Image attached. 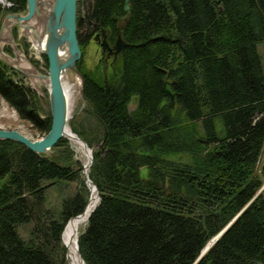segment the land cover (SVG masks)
I'll return each instance as SVG.
<instances>
[{
    "label": "trees",
    "instance_id": "1",
    "mask_svg": "<svg viewBox=\"0 0 264 264\" xmlns=\"http://www.w3.org/2000/svg\"><path fill=\"white\" fill-rule=\"evenodd\" d=\"M8 1L0 24L26 9ZM130 4L93 0L92 18L114 32L121 24L127 44L117 71L82 72L95 126L70 122L93 147L100 196L78 251L85 264H264V0ZM0 96L50 129L35 90L1 59ZM82 167L66 137L47 156L0 139V264H69L62 232L91 192ZM58 180L77 187L54 212L45 202Z\"/></svg>",
    "mask_w": 264,
    "mask_h": 264
},
{
    "label": "rangeland",
    "instance_id": "2",
    "mask_svg": "<svg viewBox=\"0 0 264 264\" xmlns=\"http://www.w3.org/2000/svg\"><path fill=\"white\" fill-rule=\"evenodd\" d=\"M17 11L25 14L27 12V7L24 10H17ZM84 12L85 9H82L83 14ZM4 18L5 15L1 20V25L3 23ZM36 22H38V20H36ZM0 29H1L0 59L3 60L7 65L11 66L14 70L18 71L20 77L22 78V81L27 85L31 86L35 90L42 104L41 115L46 116L49 112L51 114L48 83H46L47 79L39 78L36 75L33 76L31 74H28V72L26 71V69H28L31 72H35V69H37V71L39 72L47 73L48 64H47V59L45 58L46 55L44 53H41V58L38 57L39 55L36 49L34 48L33 41L30 36L31 34L26 32L24 33L18 25L11 24L9 26H5L4 28L2 26V28ZM80 30L83 32V28H81ZM80 46H81L82 54L80 58L77 60L76 66L78 71L81 73L82 79L81 77H79L80 83L79 84L77 83V85H75V88H73L74 90L72 92V102H71V111H70L71 116L69 118V127L70 128L72 127L70 124V122H72V125L76 124L78 128H83V129L87 128L88 130H91L95 126L96 120L94 114L91 111L92 109L89 101L84 97L82 72H91L92 74L96 75L97 78L99 77L103 78L105 75H108V73L112 71H117L119 64L115 62L114 64L107 65L104 61V54H102L99 46L91 37L90 38L85 37V42H82V45L80 44ZM258 47L264 66V44L259 43ZM20 53L21 56L19 57ZM15 62L19 64V67L21 66L24 67L25 68L24 70L26 72L20 68L15 67L13 65V63ZM32 66H34L35 69ZM66 77L67 76L65 75L64 78ZM71 81L76 82L77 80L75 81L71 80ZM135 103H136L135 101L132 102L131 108L135 106ZM175 106H176V101H175V105L173 107L171 106L170 107L175 108ZM0 127L15 128L19 130L21 133L30 137L31 139H40L46 134L43 133L39 128H37L32 121L20 116L17 109L14 108L11 104H9L7 100L4 99L2 96H0ZM71 131L73 132V134H76V136L83 143L82 139L75 131L72 130V128ZM66 138L68 139V141L71 144V147L74 150L75 158L79 159L84 164L87 158L86 154L83 152V150L79 147V145L76 142L74 141L72 142V140L68 137ZM88 146L89 148L86 147V149L88 151H91L90 153L93 154L92 153L93 147L90 145ZM51 153L52 151L50 152V154ZM183 156L184 155H179L181 159L184 158ZM89 166L91 165L89 164ZM89 169L90 167L88 168V171ZM81 174L82 177L85 178L83 171L81 172ZM76 187H77L76 180H68V181L58 180L53 185H51L47 190L46 202H45L46 207H48L50 210H53L54 212H57L62 207V201L64 197L73 193ZM95 190H91L90 197L88 200V205L85 209L89 207L94 194L98 198L97 201H99V196L98 194H96ZM86 223L87 220L79 224V228L77 229V232H75L76 238L78 236L79 230H82L86 226ZM32 225H33L32 223H25L19 227V230L24 237L30 236ZM216 238L217 237H215L214 239ZM213 241L211 242V244L213 243ZM67 260L69 264H71L70 258L68 256V249H67Z\"/></svg>",
    "mask_w": 264,
    "mask_h": 264
},
{
    "label": "water",
    "instance_id": "3",
    "mask_svg": "<svg viewBox=\"0 0 264 264\" xmlns=\"http://www.w3.org/2000/svg\"><path fill=\"white\" fill-rule=\"evenodd\" d=\"M124 1L125 9L130 10V0ZM26 7L27 12L25 14L19 11L7 12L2 25L0 24V28H2V26L4 28L11 24L18 25L24 33L31 34L30 36L34 48L39 55L38 57L41 58V53L46 55L48 64L47 73L37 71L34 66L32 67L35 69V72H31L28 69H26V71L33 76L36 75L39 78L49 80L48 92L51 111V126L46 134L40 139H31L15 128L0 127V139L9 138L18 140L42 156H47L52 151V147L62 137H67L66 129L69 127V118L71 115L69 112L67 95L62 82V76L68 72L72 78L71 80H77L76 75L82 79L81 73L76 66V62L82 54L77 32V0H26ZM33 19L38 20V23L39 21L43 23V29H41L40 32H38V29H36L35 26L30 25V21ZM42 41L44 42V48L42 51H39L38 43ZM124 44L125 42L119 39L117 50L119 51ZM64 49L67 51L65 56L61 55V51ZM13 65L25 71V68L22 66V68L19 67V64L16 62L13 63ZM165 92L169 96L170 106L173 107L176 101L175 93L166 86V82ZM82 141L85 146L89 148L87 142L84 139H82ZM92 162L93 154H91L90 164H92ZM82 171L86 184L91 190L94 187L98 193V188L90 179L88 168H86L85 164H83ZM226 227H224L215 237H218ZM214 238L206 244L197 259H199L209 248ZM81 258L85 263L82 256Z\"/></svg>",
    "mask_w": 264,
    "mask_h": 264
},
{
    "label": "bare ground",
    "instance_id": "4",
    "mask_svg": "<svg viewBox=\"0 0 264 264\" xmlns=\"http://www.w3.org/2000/svg\"><path fill=\"white\" fill-rule=\"evenodd\" d=\"M33 21H35V22H33ZM30 25L35 26L36 29H38V32H40V30L43 29V23L40 22V21L38 23L34 19L32 21H30ZM38 48H39L40 51H42V49L44 48V42L43 41L38 44ZM66 54H67L66 49L61 51V55L65 56ZM20 56H21V53L19 54V57ZM65 75L67 76L66 78H64ZM71 79L72 78L68 74V72L65 73L62 76L63 86H64V89H65V92H66V95H67V99H68L69 112L71 111L72 92L74 90L73 88H75V85H77V83L78 84L80 83V78L78 77V75H77V78H76L77 79L76 82L71 81ZM46 81H47L46 83H48V86H49V80H46ZM66 136L68 138H70L72 140V142L73 141L76 142L79 145V147L83 150V152L86 154L87 158H86L84 164L86 165V168H89L90 159H91V153H90L91 151H88L86 149V146H85L84 142L82 143L80 141V139L76 136V134H73V132L71 131L70 127H67V129H66ZM92 190H95V188L93 187ZM95 192L97 194L96 190H95ZM94 195H93V199H92L89 207L87 209H85V211L82 214H80V215L76 216L75 218H73L72 220H70L67 223V225L65 226L64 232H62L63 233L62 239H63V241L66 244V247L68 249V256L70 258L71 264H85L82 261V258H81L80 254H79V251H78V246H77L75 232H77V229L79 228V224L83 223L84 221L87 220L88 216L91 214L93 209L98 204V201H97L98 198H97L96 195L95 196Z\"/></svg>",
    "mask_w": 264,
    "mask_h": 264
},
{
    "label": "flooded vegetation",
    "instance_id": "5",
    "mask_svg": "<svg viewBox=\"0 0 264 264\" xmlns=\"http://www.w3.org/2000/svg\"><path fill=\"white\" fill-rule=\"evenodd\" d=\"M82 9H85L84 14ZM92 9L93 0H77V32L80 44L82 45V42H85V37H91L104 54V61L107 65L115 62L120 63L122 50L127 44L121 30L122 25H118L116 32L108 27L98 25L96 20L92 18ZM81 28H83V32L80 30ZM119 39L124 41L125 44L118 51L117 43Z\"/></svg>",
    "mask_w": 264,
    "mask_h": 264
},
{
    "label": "built area",
    "instance_id": "6",
    "mask_svg": "<svg viewBox=\"0 0 264 264\" xmlns=\"http://www.w3.org/2000/svg\"><path fill=\"white\" fill-rule=\"evenodd\" d=\"M1 2L4 4V5H8V6H11L13 3L12 2H9L8 0H1Z\"/></svg>",
    "mask_w": 264,
    "mask_h": 264
}]
</instances>
